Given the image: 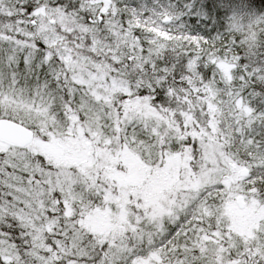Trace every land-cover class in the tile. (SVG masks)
Wrapping results in <instances>:
<instances>
[{"label":"snow or ice","instance_id":"1","mask_svg":"<svg viewBox=\"0 0 264 264\" xmlns=\"http://www.w3.org/2000/svg\"><path fill=\"white\" fill-rule=\"evenodd\" d=\"M0 264H264V0H0Z\"/></svg>","mask_w":264,"mask_h":264}]
</instances>
